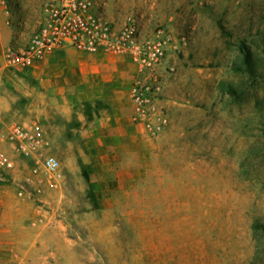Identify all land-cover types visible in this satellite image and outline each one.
I'll return each mask as SVG.
<instances>
[{
    "label": "rangeland",
    "instance_id": "obj_1",
    "mask_svg": "<svg viewBox=\"0 0 264 264\" xmlns=\"http://www.w3.org/2000/svg\"><path fill=\"white\" fill-rule=\"evenodd\" d=\"M42 2L29 13L34 19ZM98 3L117 27L131 15L145 31L141 40L166 41L161 72L169 123L119 154V164L134 167L121 175L122 185L111 170L92 176L84 168L86 148L47 96L39 111L30 107L1 124L0 145L14 166L0 165V194L9 189L26 209L7 234L10 242L0 245L1 261L264 264V0ZM33 120L64 174L61 188L41 198L24 181L33 160L6 140L11 123ZM21 186L31 194L19 198ZM36 205L47 210L44 223H34ZM2 212L10 221L7 203Z\"/></svg>",
    "mask_w": 264,
    "mask_h": 264
},
{
    "label": "crops",
    "instance_id": "obj_2",
    "mask_svg": "<svg viewBox=\"0 0 264 264\" xmlns=\"http://www.w3.org/2000/svg\"><path fill=\"white\" fill-rule=\"evenodd\" d=\"M10 2L11 15L0 5V127L8 120L28 114L30 107L36 106L39 111L47 96L55 111L68 122L69 132L77 134L86 148L84 168L92 176L93 172L102 171V175L106 172L105 176L109 177L107 171L111 170L114 172L112 180L122 185L121 175L134 167L119 164V154L125 152L124 148L132 150L148 137L132 116L130 85L136 65L128 54L77 53L67 49L70 45H65L29 67H7L6 48L27 41L41 18L34 19L29 14L37 0ZM99 5L95 0L94 9L103 14ZM28 27L30 31L25 30ZM138 33L140 39L145 36L142 29L138 28ZM101 180V185L108 183L107 178ZM3 203H7L11 220H5L1 213L0 245L9 241L7 234L26 210L23 202L13 199L9 189L6 194H0V208ZM33 211L36 216L39 212L44 217L47 212L40 205ZM2 258L0 255V261Z\"/></svg>",
    "mask_w": 264,
    "mask_h": 264
},
{
    "label": "built area",
    "instance_id": "obj_3",
    "mask_svg": "<svg viewBox=\"0 0 264 264\" xmlns=\"http://www.w3.org/2000/svg\"><path fill=\"white\" fill-rule=\"evenodd\" d=\"M10 4V0H0L8 15H11ZM94 6L95 0H43L38 27L21 45L12 44L6 48L5 64L9 68L29 67L65 45L90 53L128 54L137 68L130 85L132 116L148 137H154L169 123L161 72L166 41L160 38L143 41L139 38L138 23L133 16H127L117 27ZM6 140L17 153L33 160L24 181L39 198L48 191L61 188L64 177L61 162L48 151V141L38 121L11 123ZM0 165L14 166L1 145ZM25 194L31 193L21 186L17 195L24 197ZM44 222L45 217L38 212L34 223ZM0 264L16 262L0 261Z\"/></svg>",
    "mask_w": 264,
    "mask_h": 264
},
{
    "label": "trees",
    "instance_id": "obj_4",
    "mask_svg": "<svg viewBox=\"0 0 264 264\" xmlns=\"http://www.w3.org/2000/svg\"><path fill=\"white\" fill-rule=\"evenodd\" d=\"M240 49H241L242 53L244 54V61L246 63H248V59H249V54H248L249 53L248 52L249 50H248V48H246V47H244V46L241 45L240 46ZM248 66H250V65L248 64ZM236 68H238V67H236ZM225 89L228 90L229 93H233L234 92L233 88L230 87V86H227Z\"/></svg>",
    "mask_w": 264,
    "mask_h": 264
}]
</instances>
